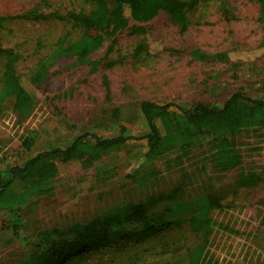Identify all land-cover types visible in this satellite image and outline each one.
<instances>
[{
  "label": "rangeland",
  "instance_id": "1",
  "mask_svg": "<svg viewBox=\"0 0 264 264\" xmlns=\"http://www.w3.org/2000/svg\"><path fill=\"white\" fill-rule=\"evenodd\" d=\"M187 1L195 4L187 9L190 23L184 34L163 14L138 23L146 26V32L125 29L110 36L108 30H102L103 43L90 56L102 62L97 71L76 63L73 55L65 56L52 63L44 81L37 84L29 79L42 58L53 51L60 37L75 40L80 29L68 19L54 18L15 19L0 29V47L18 54L17 71L35 99L24 115L14 110L11 98L0 105V170L43 150L66 147L83 133L113 137L123 126L126 135L136 137L103 155L100 162L59 163L51 194L38 196L24 188L1 199L0 264L28 261L35 252L37 235L43 230L57 234L75 222H88L121 204L145 202L154 193L171 191H176L175 199L159 201L148 213L151 218L158 217L159 222L179 224L163 234L168 242L172 237L178 239V245L172 247L177 249V256L183 257L184 252L178 246L193 239L187 219L192 214H203L233 230L216 229L211 237L216 264H264V127L245 128L232 136L241 155L240 165L232 170L216 169L212 161L215 149L205 139L187 156L177 151L157 160L154 182L126 178L144 166L147 147L141 135L147 125L140 102L174 103L188 109L195 103L220 107L237 91L264 98V51L260 48L263 33L255 1ZM107 2L113 4V0ZM92 7L85 0H0V15H16L33 8L66 14ZM144 41L150 55H135ZM194 48L208 54L225 51L230 61L194 59L189 53ZM107 61L117 63L106 67ZM2 69L0 58V76ZM115 110L118 117L114 116ZM27 131L35 138L29 149L18 142V136ZM104 168L110 173L100 177ZM85 170L89 172L78 174ZM249 177L252 183L243 184ZM16 197L25 198V203L13 208L21 219L18 233L13 235L6 229L12 215L7 207ZM163 243L146 248V260L151 261L149 255L155 261L169 260L173 251L170 248L171 254L162 252ZM154 248L160 255L149 254ZM105 257L93 255L88 264H104Z\"/></svg>",
  "mask_w": 264,
  "mask_h": 264
},
{
  "label": "trees",
  "instance_id": "2",
  "mask_svg": "<svg viewBox=\"0 0 264 264\" xmlns=\"http://www.w3.org/2000/svg\"><path fill=\"white\" fill-rule=\"evenodd\" d=\"M259 10V21L262 25V39L260 48L264 51V0H254ZM93 7L88 11L68 12H39L37 8L16 15H0V29L12 20H47L68 19L80 29V35L72 41L60 37L53 51L43 57L31 78L32 84L44 81L48 67L62 57L73 55L76 63L87 65L91 72L97 71L102 64L100 60L92 59L91 54L103 43L102 30H108V35L114 36L117 32L130 29L131 33L146 32V26L138 23L152 21L160 14L176 25L181 34L189 27L187 9L195 1L187 0H113L109 5L107 0H85ZM133 21L134 23L130 24ZM137 23V25H136ZM115 41V39H113ZM147 41L142 42L136 49L135 55H150ZM108 47L107 53L111 51ZM190 55L197 60L230 61L227 52L208 54L198 48L189 50ZM0 58L3 59V69L0 76V105L7 99L13 100V108L20 115H24L34 103V95L25 88L21 75L17 71L18 54L11 48L0 47ZM117 61H107L104 65L112 67ZM104 84L109 88L107 77ZM147 131L141 135L146 142L144 166L126 175L134 181H152L156 179L154 163L181 152L187 156L191 148L209 139L215 152L212 161L216 169L222 172L232 170L240 165L241 155L236 150L232 136L240 130L249 127H264V98L257 99L237 91L231 94L222 106H210L195 103L185 109L174 103H156L144 100L139 104ZM118 110L114 116L118 117ZM113 137H100L92 133H83L76 136L66 147H54L43 150L27 158L23 162L0 170V200L8 193L21 189H30L38 196L52 193L53 182L59 175L58 164L71 160H80L86 163L100 162L103 155L122 147L129 139L135 136L126 135L125 128ZM33 132H26L18 136L19 145L29 149L34 143ZM180 160V159H179ZM181 162V160H180ZM89 172L85 170L78 174ZM104 168L100 177L109 175ZM252 178H246L243 184L252 183ZM176 191L167 194L154 193L148 200L140 203H124L106 211L88 222H75L67 230L53 233L49 230L39 232L36 238V249L28 261L23 264H88L91 256L104 254V264H216L211 253V237L218 229L233 231L228 226L214 220L213 217L203 214H192L187 219V227L193 239L185 241L179 250L176 248L178 239L164 238L166 231L179 227L172 222H159L158 217L151 218L148 211L161 200L175 199ZM25 203V198H14L7 208L10 220L6 229L16 235L21 226V219L13 208H19ZM7 204V203H5ZM221 207V205H217ZM217 229V230H216ZM164 240L162 252L173 255L169 260H146L144 254L148 247H155ZM166 240V242H165ZM145 245V246H144ZM38 246L41 249H37ZM144 247V248H143ZM143 248L142 250H140ZM177 251V252H176ZM118 252L117 255H114ZM152 255H160L157 248Z\"/></svg>",
  "mask_w": 264,
  "mask_h": 264
}]
</instances>
